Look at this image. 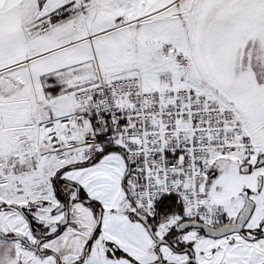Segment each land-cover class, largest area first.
<instances>
[{"label": "snow or ice", "instance_id": "snow-or-ice-1", "mask_svg": "<svg viewBox=\"0 0 264 264\" xmlns=\"http://www.w3.org/2000/svg\"><path fill=\"white\" fill-rule=\"evenodd\" d=\"M0 264H264V0H0Z\"/></svg>", "mask_w": 264, "mask_h": 264}]
</instances>
